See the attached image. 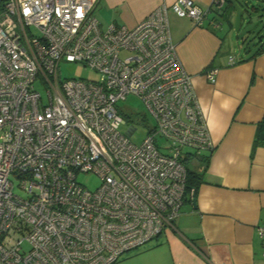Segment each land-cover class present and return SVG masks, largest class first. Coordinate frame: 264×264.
Returning <instances> with one entry per match:
<instances>
[{"label":"built area","instance_id":"2783aa9c","mask_svg":"<svg viewBox=\"0 0 264 264\" xmlns=\"http://www.w3.org/2000/svg\"><path fill=\"white\" fill-rule=\"evenodd\" d=\"M96 2L0 0V264H113L173 226L185 150L212 147L168 18L201 25L207 11L174 0L134 26L103 27ZM62 61L99 78L63 77ZM128 94L154 120L138 144L133 125L120 130L116 104ZM81 173L99 185L88 189ZM257 232L264 245V224Z\"/></svg>","mask_w":264,"mask_h":264},{"label":"crops","instance_id":"0c3cea01","mask_svg":"<svg viewBox=\"0 0 264 264\" xmlns=\"http://www.w3.org/2000/svg\"><path fill=\"white\" fill-rule=\"evenodd\" d=\"M173 1L97 0L93 14L104 16L106 25L98 20L103 27H131L159 4ZM194 1L207 11L201 25L171 10L168 18L212 141L211 149L185 150L191 167L199 168L201 156L208 157L204 182L195 196H185L173 226L124 253L120 264H264L257 232L264 224V146H254L264 116V50L245 47L239 55L232 53L225 42L231 26L225 22L226 0L221 9L214 0ZM230 56L235 63H229ZM212 68L217 71L209 79L206 71Z\"/></svg>","mask_w":264,"mask_h":264},{"label":"rangeland","instance_id":"374dc122","mask_svg":"<svg viewBox=\"0 0 264 264\" xmlns=\"http://www.w3.org/2000/svg\"><path fill=\"white\" fill-rule=\"evenodd\" d=\"M223 8H227L226 20L231 24L226 27L230 32L225 38V42L230 43L231 52L239 55L245 47L255 49L264 44V0H226ZM98 20L106 25L103 20L104 16L95 12ZM222 16H219L221 18ZM227 24V22H226ZM229 28V29H228ZM60 74L67 78H84L96 80L99 78L98 73L76 62L62 61L60 63ZM36 88L43 93V88L37 82ZM120 114L123 116L125 123L120 126L123 133L127 132L130 125L136 130L130 136V140L134 143H140L147 134L150 126L154 124V120L147 112L145 105L141 100L133 95L128 94L124 100L117 102ZM17 183V179H13ZM77 181L88 189L96 188L99 183V177L94 173H81L77 175ZM15 192L22 194L17 188ZM117 261L113 264H120Z\"/></svg>","mask_w":264,"mask_h":264},{"label":"trees","instance_id":"16d2710c","mask_svg":"<svg viewBox=\"0 0 264 264\" xmlns=\"http://www.w3.org/2000/svg\"><path fill=\"white\" fill-rule=\"evenodd\" d=\"M260 50H264V47L259 46V48L256 50L255 53L260 52ZM264 146V116L261 117V119L257 123V129L255 133L254 138V146ZM202 158V164L198 167H191L187 164V158L185 155L181 159V161L184 163V166L186 168V180H185V196L193 197L195 196L196 189L198 185L201 182H204V171L208 164V157L203 155ZM201 168V169H200Z\"/></svg>","mask_w":264,"mask_h":264}]
</instances>
